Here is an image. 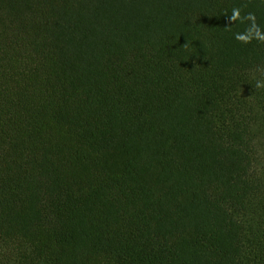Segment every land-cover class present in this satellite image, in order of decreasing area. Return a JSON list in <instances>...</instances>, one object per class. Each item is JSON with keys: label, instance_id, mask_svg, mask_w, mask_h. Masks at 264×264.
<instances>
[{"label": "trees", "instance_id": "16d2710c", "mask_svg": "<svg viewBox=\"0 0 264 264\" xmlns=\"http://www.w3.org/2000/svg\"><path fill=\"white\" fill-rule=\"evenodd\" d=\"M234 7L264 30V0H0V264H264Z\"/></svg>", "mask_w": 264, "mask_h": 264}, {"label": "clouds", "instance_id": "9594fccd", "mask_svg": "<svg viewBox=\"0 0 264 264\" xmlns=\"http://www.w3.org/2000/svg\"><path fill=\"white\" fill-rule=\"evenodd\" d=\"M244 7H247V5H244ZM227 18L230 21L229 23H234L236 21H240L241 23L244 21L251 22L249 27H247L243 33L235 34V39L242 43H251L253 39L264 43V30H262L256 23V16L254 13L249 12L242 16L241 7H234L231 15ZM256 70L259 71L262 77H264V67H258ZM255 88L264 89V79H257L255 82Z\"/></svg>", "mask_w": 264, "mask_h": 264}]
</instances>
